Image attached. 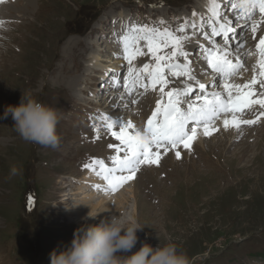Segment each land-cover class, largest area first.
Segmentation results:
<instances>
[{
	"label": "rangeland",
	"instance_id": "374dc122",
	"mask_svg": "<svg viewBox=\"0 0 264 264\" xmlns=\"http://www.w3.org/2000/svg\"><path fill=\"white\" fill-rule=\"evenodd\" d=\"M205 1L5 0L0 3V264H51L53 251L63 252L70 247L77 230L89 227V224L79 226L77 213L68 210L76 208L80 201L91 202L89 198H82L87 193L80 192L82 185L93 184L81 180L90 170L86 166L99 158L113 167L110 158L116 153L110 145H119L112 136L111 141L108 139L107 125L100 123H105L104 117L109 116L135 121L139 126L143 124L140 128L143 129L155 111L159 92L145 95L138 89L137 94L127 97L124 91L116 88H110L115 90L109 93L101 89L100 94L107 95V103L116 102V98L108 100V96L121 93V108L117 110L104 107L102 95L89 94L90 88L85 82L90 74L88 63L92 56L99 59L100 67L110 68L109 72L115 74L113 77L127 82L126 66L114 70L126 61L110 62L123 54L118 40L125 30L116 27L115 22L120 20L122 24L125 19L132 25L155 23L175 30L185 20L191 23L196 16L190 11L199 14L200 8L206 7ZM202 2H205L203 8ZM125 12L128 14L124 15ZM256 15L251 21L238 20L234 24L240 27L239 39L247 41L238 51L241 53L238 57L244 54L248 57V43L254 44L259 37L251 36ZM160 20L166 24L159 25ZM242 23H245L243 27ZM198 34L199 31L196 36ZM263 34L264 29L260 31V35ZM178 35L193 36L190 27L186 33ZM189 43L185 50L194 53ZM203 43L210 45L204 38ZM104 51L111 64L100 60ZM257 57V53L252 52V57L249 55L246 61H236L247 63V70L237 75H240L239 81L234 77L230 83L250 82L253 78L249 71H256L258 77L262 69L258 66L260 60L254 61ZM180 62L184 63L182 59ZM192 62L198 80L204 74L202 70L207 71L205 61ZM134 63L137 68H143L154 62L150 56H145ZM94 70L97 73V69L90 72ZM208 77L214 81L212 74ZM73 80L77 85L70 88ZM96 82L100 89L107 80L100 77ZM187 83L192 84L191 81ZM184 84L182 77L174 81L172 87L183 88ZM79 89H82L80 94ZM218 90L223 91L222 88ZM257 90L264 91L259 86ZM23 92H31L42 104L58 111V134L61 136L58 149L25 143L14 131L15 122L5 113L8 107L20 105ZM130 99L138 103H131ZM126 103L130 106L126 107ZM262 113L264 109L257 107L238 119H257ZM218 121L213 128L221 130L223 126ZM96 129H100L99 133ZM232 131L235 130L225 135L223 130L215 132L214 139L202 134V146L195 143L191 152L181 153V160L169 152L160 167H142L137 178L120 190L123 192L124 188L136 184L139 190L141 215L136 213L135 216L145 228L137 233L134 254L145 243L153 248L175 243L187 254L190 264H264V119L251 127L243 126L236 134ZM97 134L101 137L99 140ZM13 166L20 167L23 175L10 180ZM67 182L72 183L71 186L63 189ZM97 189L98 193L93 196L95 201L108 199L112 193L99 183ZM129 191H125L127 197ZM30 200L38 201L31 211L26 207ZM130 200L125 202L130 209L126 206L129 210L122 214L126 218L132 212L134 201ZM114 204L112 202L106 211L116 216L119 208ZM89 212L93 217L98 215L90 209L84 211L85 216L90 217ZM22 231L27 237L23 240L20 238Z\"/></svg>",
	"mask_w": 264,
	"mask_h": 264
},
{
	"label": "snow or ice",
	"instance_id": "6c2138e0",
	"mask_svg": "<svg viewBox=\"0 0 264 264\" xmlns=\"http://www.w3.org/2000/svg\"><path fill=\"white\" fill-rule=\"evenodd\" d=\"M5 0H0V3ZM248 8L241 9V0H228L227 5L222 0H210L211 16L206 22L201 17L199 25L195 21L187 20L177 29L150 25H124L125 34L118 43L122 46V56L117 58L126 61L127 82H122L109 74L113 88L122 90L127 97L137 94L138 89L148 92H159L155 111L147 120L143 129L131 121L105 116L108 121L107 130L111 136L119 141L115 148V155L111 157L113 167H108L103 160L95 159L86 167L107 182L108 189L115 193L126 184L134 181L142 167H160L161 161L169 152H174L175 158L181 160L183 149L191 152L193 145L199 139V130L203 128V135L211 137L212 127L222 115H232V119H224L225 130L241 132L243 126L259 124L264 119V113L257 119H238L247 112L259 107L264 109V39L259 40V76L244 84L230 83L242 70L246 71L244 63H234L231 57L245 44L239 39L237 28L232 20H225V7L232 11H239V19L251 21L256 12L259 13L261 23H264V0H245ZM196 16V13H193ZM207 23L210 31H205ZM163 20L159 25H165ZM191 27L195 33L199 29L210 47L200 46L204 53L203 59L208 68L215 74L213 83H200L194 75L192 60L193 53L185 50V45L193 36L178 35L186 33ZM251 31L255 33L256 25ZM219 38V39H213ZM222 41V43H220ZM171 49V51H169ZM150 56L154 63H148L143 68H137L135 61L141 57ZM181 59L184 63H181ZM184 78L183 88H173L174 81ZM191 81L192 84L187 83ZM223 89V91L218 89ZM197 93V95H193ZM123 99V97H121ZM131 103H138L132 100ZM192 125V127H189ZM100 129H96L99 133ZM220 131L219 128L215 129ZM101 137L97 134L96 139ZM163 150V155L161 154ZM123 153V158L121 157ZM37 200L28 202L27 210H33Z\"/></svg>",
	"mask_w": 264,
	"mask_h": 264
},
{
	"label": "clouds",
	"instance_id": "9594fccd",
	"mask_svg": "<svg viewBox=\"0 0 264 264\" xmlns=\"http://www.w3.org/2000/svg\"><path fill=\"white\" fill-rule=\"evenodd\" d=\"M240 7L246 9L249 6L245 0H241ZM9 115L15 122L14 131L25 143L53 150L60 147L58 111L42 104L31 92H23L18 107L7 108L5 116ZM22 175V169L13 166L9 179ZM89 216L92 217L91 212ZM144 228L137 218H125L121 213L119 216L114 215L110 222L99 227L77 230L70 247L63 252L57 249L51 253V264H190L187 254L175 243L157 248L145 243L131 256L117 255L130 252L138 242L137 233Z\"/></svg>",
	"mask_w": 264,
	"mask_h": 264
},
{
	"label": "bare ground",
	"instance_id": "6f19581e",
	"mask_svg": "<svg viewBox=\"0 0 264 264\" xmlns=\"http://www.w3.org/2000/svg\"><path fill=\"white\" fill-rule=\"evenodd\" d=\"M206 2V1H205ZM205 2H202L201 3V6H202V8L204 7L203 6V4L205 3ZM228 3V2H227ZM226 3V4H227ZM209 6H211V3H210V0H207V2H206V7H209ZM205 7V8H206ZM3 8V7H2ZM26 9V8H25ZM25 9L23 10V12H26L25 11ZM201 9V8H200ZM208 9V8H207ZM4 10V9H3ZM194 13V11H190V14H193ZM126 14H128L127 12H125V14L124 15H126ZM24 15V14H23ZM25 16V15H24ZM226 16H228V14H226ZM196 18V17H195ZM195 18H193V20L192 21H194V19ZM191 21V22H192ZM240 23V22H239ZM244 23H242L241 25H243ZM236 27V26H235ZM191 28V27H190ZM237 28V27H236ZM240 28V27H239ZM239 28H237V32H238V29ZM207 31H209L208 29H207ZM249 47L248 46H246L245 47V49H247V50H249L248 49ZM76 49V47H74L73 48V50H75ZM105 49H107L106 47H105ZM241 54V53H240ZM239 53H237V56H239L240 55ZM93 57V56H92ZM92 57H90V60H89V63H88V67H90L91 69H97V73L99 74L100 73V77H102V78H105L106 80H107V82H106V84L104 85V86H102V89H105V90H109L108 91V93L109 92H111V90H115V89H110V88H112L111 87V83H110V78H109V74H110V72L108 73V75H105V74H102L100 71L101 70H99V68L101 69V67L99 66V59L97 58V59H95V58H92ZM181 63H183V62H181ZM253 63V62H252ZM256 63V62H255ZM93 66H94V68H93ZM124 66H126V63L124 64ZM103 67V66H102ZM104 68V67H103ZM106 68V67H105ZM113 68H115V67H113ZM91 69L88 71V73H92V72H90L91 71ZM121 70L122 68H121V65H119L118 67H116L114 70ZM123 69H125V67L123 68ZM67 70L65 69V72H66ZM261 71V70H260ZM248 72V71H247ZM251 74V77L252 78H254V76H255V73H256V71H249ZM112 75H115V74H112ZM210 75V74H209ZM246 75V74H245ZM240 76V75H239ZM239 76H236V80H240V77ZM247 76V75H246ZM248 78V77H247ZM252 80V79H251ZM202 81H204V84H207V83H209V84H211V83H213V81L210 79V77H208V75H205V77H202ZM233 81H234V78H233ZM238 81H236L237 83H238ZM248 81V80H247ZM76 85H77V83H76V81L75 80H73V81H71L70 83H69V87L71 88V87H76ZM97 85H99V84H97ZM97 85L96 86H94V84L92 85L93 87H91L90 88V90L92 89V91L95 93V91L96 90H98L97 89ZM182 85V84H181ZM180 88H182V86H180ZM82 92V89L80 90L79 89V94ZM107 93V94H108ZM106 94V93H105ZM105 94H103L102 96H101V101H105L106 100V98H107V95H105ZM145 94V93H144ZM93 95H95V94H93ZM146 95V94H145ZM92 97H94V96H92ZM96 98V100H97V97H95ZM110 98H116V102L114 101V100H112L111 102H106L105 101V105H103L104 107H108V108H116V110L120 107L121 108V104H120V99H121V93L120 92H118L117 93V95H115V93H113V94H111L110 96H108V100L110 99ZM130 101H132L131 99H130ZM114 102H115V104H114ZM128 102V101H127ZM126 107L127 106H130L128 103H126V104H124ZM118 111H120V110H118ZM224 119H232V115H226V116H222V117H220V119H219V121H218V123H220L223 127H221V130H223L224 131V135H225V133L226 132H229V130H225L224 129V125H223V120ZM100 120H103V119H100ZM133 123H135V121H133ZM100 124H104V122L102 121ZM142 125L143 124H141L140 126L137 124V126H139L138 128H141L142 127ZM220 129V128H219ZM215 130V127L213 128L212 127V131H213V135L211 136V138H213V137H215V132L216 131H214ZM220 130V131H221ZM232 132H234L235 134L237 133L236 131H232ZM231 132V133H232ZM202 134H203V129H201V131H199V139H198V141H197V143L199 144V145H203V141H204V137L202 136ZM219 134V133H218ZM222 137V136H221ZM214 139V138H213ZM217 139V138H216ZM214 142V141H213ZM205 144V143H204ZM6 145V144H5ZM118 145V144H117ZM180 151H181V153L182 152H184L185 153V150H183L182 148L181 149H179ZM161 153H162V151H161ZM171 154V153H170ZM172 155L173 156H175L174 155V152H172ZM103 158V157H102ZM174 158V157H173ZM99 159V158H98ZM109 167V166H108ZM145 168V167H144ZM82 181H84V182H92L93 184H84V185H82L83 186V189L80 191L81 193H87V195H84L83 196V194H82V198L83 199H85V198H89L88 199V201L89 200H91V202H83V201H80V202H78L79 204L76 206V208H68V210L69 211H74V212H76L77 213V216H79L78 217V219H76V221H77V223H78V225L79 226H83V225H85V224H89V227H98L97 225H99L100 226V224L102 225L103 223H105V222H110V220H111V216H113V212L112 211H106V209H108L109 207H110V204L112 203V202H114L115 204V207L116 208H119V209H117V213L120 215V213L121 214H123V212L125 211V210H129L130 209V205L127 203V204H125V202H129V201H131L130 199H132V201H134V203H133V205L131 206V214H130V216H132V217H134V218H136V216H135V214L137 213L138 214V216H140L141 214H139V208H141V206H140V204H139V200H138V196H139V190H138V188H137V184L136 185H134L133 187H131V186H129L128 188H124L123 190V192L122 191H118V192H120V193H118V194H116L113 198H111L110 196H109V198L108 199H102V200H94V198L95 197H93L96 193H98V189H97V183H99V184H102V186H104L105 188H108V185H107V182L106 181H104V180H102L99 176H97L96 174H94V175H92V173H91V171L89 170V171H86L85 172V174H84V176H83V178L81 179ZM71 184L72 183H65V187L63 188V189H67L68 187H70L71 186ZM127 187V186H126ZM81 189V188H80ZM127 190H130L129 191V193H130V195H129V197H127L126 195H125V191H127ZM78 192V191H77ZM122 192V193H121ZM99 195V194H98ZM80 198V197H79ZM102 198V197H101ZM101 198H97V199H101ZM69 200V199H68ZM80 200V199H79ZM78 200V201H79ZM67 201V200H66ZM76 205V204H75ZM126 206L127 207H129V209H126ZM90 209H92L93 211H94V213L95 212H97L98 214H99V216H97V217H95L94 216V218L95 219H93V215H91L92 217H88L87 216V214H86V216H85V214H84V211H86V210H89L90 211ZM143 209V208H142ZM88 212V211H87ZM92 212V211H91ZM90 213V212H89ZM88 213V214H89ZM115 213V212H114ZM126 213V212H125ZM116 214V213H115ZM119 215H117L116 214V216H119ZM124 217L126 218V216L124 215ZM139 245V244H138ZM136 246H137V244H136ZM133 251V252H132ZM132 251H130V252H127V253H123V252H121L122 253V255H124L125 257H127V256H131L132 254H134V250H132Z\"/></svg>",
	"mask_w": 264,
	"mask_h": 264
},
{
	"label": "trees",
	"instance_id": "16d2710c",
	"mask_svg": "<svg viewBox=\"0 0 264 264\" xmlns=\"http://www.w3.org/2000/svg\"><path fill=\"white\" fill-rule=\"evenodd\" d=\"M20 238L21 239H24L23 233L20 234Z\"/></svg>",
	"mask_w": 264,
	"mask_h": 264
}]
</instances>
